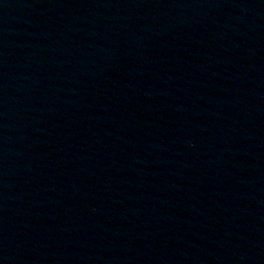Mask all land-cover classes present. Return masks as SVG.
Segmentation results:
<instances>
[{
  "label": "water",
  "instance_id": "water-1",
  "mask_svg": "<svg viewBox=\"0 0 264 264\" xmlns=\"http://www.w3.org/2000/svg\"><path fill=\"white\" fill-rule=\"evenodd\" d=\"M262 237L264 0H0V264Z\"/></svg>",
  "mask_w": 264,
  "mask_h": 264
}]
</instances>
